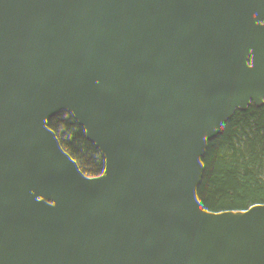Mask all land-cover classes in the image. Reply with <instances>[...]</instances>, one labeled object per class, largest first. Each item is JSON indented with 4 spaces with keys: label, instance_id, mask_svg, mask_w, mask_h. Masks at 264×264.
Instances as JSON below:
<instances>
[{
    "label": "trees",
    "instance_id": "16d2710c",
    "mask_svg": "<svg viewBox=\"0 0 264 264\" xmlns=\"http://www.w3.org/2000/svg\"><path fill=\"white\" fill-rule=\"evenodd\" d=\"M6 1L0 72L45 92L50 109L38 134L3 136L0 264H12L19 226L43 229L80 264H264V0H148L187 27L152 62L154 87L141 80L129 93L70 62L45 79L26 38L15 40ZM129 44L130 59L149 65ZM6 101L0 90V134ZM107 174L120 178L115 198L88 200Z\"/></svg>",
    "mask_w": 264,
    "mask_h": 264
},
{
    "label": "rangeland",
    "instance_id": "374dc122",
    "mask_svg": "<svg viewBox=\"0 0 264 264\" xmlns=\"http://www.w3.org/2000/svg\"><path fill=\"white\" fill-rule=\"evenodd\" d=\"M11 1L10 9L5 12L6 20L13 24L16 41L25 38L28 41L31 56L45 79L52 81L56 72L70 62L92 84L108 79L124 93H129L131 86L141 80L154 87L158 74L152 62L158 61L174 42L173 32L186 30L188 21L182 14L173 18L159 14L148 0ZM4 5L9 6V0ZM46 9L54 13V23L50 25L54 40L44 32ZM128 43L130 48L144 53L150 64L144 68L135 64L130 59ZM0 90L7 100L5 134H0V151H3L6 134L22 129H32L38 134L40 126L35 123L38 113L49 110L50 106L45 92L23 89L1 72ZM16 144L27 154L22 141ZM47 152L50 160L57 163L59 154L50 147ZM107 176L102 178L100 193L88 200L114 197L109 186L118 184L120 178ZM32 231L35 233L29 235L22 226L14 228L10 243L14 248L10 255L12 264H80L75 256L48 241L43 229Z\"/></svg>",
    "mask_w": 264,
    "mask_h": 264
},
{
    "label": "bare ground",
    "instance_id": "6f19581e",
    "mask_svg": "<svg viewBox=\"0 0 264 264\" xmlns=\"http://www.w3.org/2000/svg\"><path fill=\"white\" fill-rule=\"evenodd\" d=\"M99 79V78H98Z\"/></svg>",
    "mask_w": 264,
    "mask_h": 264
}]
</instances>
